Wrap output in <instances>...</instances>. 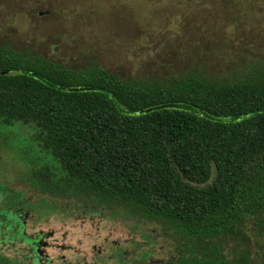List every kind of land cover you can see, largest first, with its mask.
<instances>
[{"label":"trees","instance_id":"obj_1","mask_svg":"<svg viewBox=\"0 0 264 264\" xmlns=\"http://www.w3.org/2000/svg\"><path fill=\"white\" fill-rule=\"evenodd\" d=\"M0 72V125L33 131L34 192L159 224L161 264H264V63L162 83L0 47Z\"/></svg>","mask_w":264,"mask_h":264},{"label":"rangeland","instance_id":"obj_2","mask_svg":"<svg viewBox=\"0 0 264 264\" xmlns=\"http://www.w3.org/2000/svg\"><path fill=\"white\" fill-rule=\"evenodd\" d=\"M0 47L73 70L97 64L126 80L231 79L264 63V0H0ZM32 132L0 125V219L13 201L32 204L27 232L49 234L54 264H100L99 249L112 252L111 264H122L121 250L124 264L175 254L174 238L157 223L34 192L25 180L37 158ZM236 244H226L230 257ZM29 258L19 241L0 244V264Z\"/></svg>","mask_w":264,"mask_h":264},{"label":"flooded vegetation","instance_id":"obj_3","mask_svg":"<svg viewBox=\"0 0 264 264\" xmlns=\"http://www.w3.org/2000/svg\"><path fill=\"white\" fill-rule=\"evenodd\" d=\"M32 206V204H27L26 202H12V205L9 206L10 208L4 212L5 214L3 213L5 216L0 219V244L12 245L19 241L25 245V248L29 253L30 258L27 264H54L53 259L49 257L46 251L48 248V243L45 241V239L48 238L49 234L45 235L43 232L28 234L27 232L26 222L31 219V216L30 213L26 212V210L28 211L29 207L32 209ZM87 209L88 211L94 210L91 208ZM94 211H101L102 215H107V210L98 209ZM20 229L22 230L21 233ZM97 253H99V255L96 256L95 259L98 260L100 264H111L110 262L112 261L113 256L112 252L109 256H104L102 255L103 251L99 249ZM121 254L124 258V253H122V250ZM123 258L121 261L122 264H124ZM84 264L89 263L87 262Z\"/></svg>","mask_w":264,"mask_h":264},{"label":"water","instance_id":"obj_4","mask_svg":"<svg viewBox=\"0 0 264 264\" xmlns=\"http://www.w3.org/2000/svg\"><path fill=\"white\" fill-rule=\"evenodd\" d=\"M0 74H1V75H5V74H6V72H0Z\"/></svg>","mask_w":264,"mask_h":264}]
</instances>
